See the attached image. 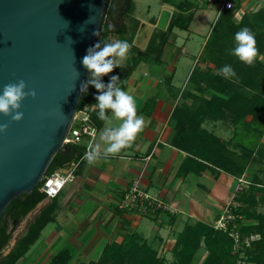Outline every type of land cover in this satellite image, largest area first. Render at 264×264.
Wrapping results in <instances>:
<instances>
[{
    "label": "crops",
    "instance_id": "crops-1",
    "mask_svg": "<svg viewBox=\"0 0 264 264\" xmlns=\"http://www.w3.org/2000/svg\"><path fill=\"white\" fill-rule=\"evenodd\" d=\"M188 14L193 20L191 10L185 13ZM136 20L139 27L132 46L144 51L157 22L153 28ZM174 30L179 29L172 30L159 62H140L123 90L112 98H100L97 104L87 105L97 128L93 155H85L86 138L75 144L81 152L55 170L73 169L74 181L56 198H45L25 222L15 224L14 231L17 229L21 235L12 249L31 224L39 223L37 240L16 264H53L62 252L69 257L64 264L96 263L107 247L120 244L130 234L138 235L170 263L172 249L184 227L195 223L213 227L229 207L234 215L241 217L237 210L242 205L236 198L249 187L264 188V161L249 164L245 173L235 178L193 156L198 153L174 146L182 112L189 113L191 123L199 122V131L223 142H233V128L228 122L195 117L200 107L186 95V92L199 93L191 88V75L197 69L204 71L213 66L204 62L201 55L196 59L188 57L189 42L182 46L180 56H176V50L169 48L174 43ZM118 44L122 46L119 41ZM121 60L110 63L108 69L122 67ZM240 180L247 182V186L240 184ZM134 183L170 210L146 214L121 212L118 205ZM258 205L257 214L264 215V205ZM242 224L253 226L257 221L245 219ZM253 237L258 235L248 238Z\"/></svg>",
    "mask_w": 264,
    "mask_h": 264
},
{
    "label": "trees",
    "instance_id": "trees-1",
    "mask_svg": "<svg viewBox=\"0 0 264 264\" xmlns=\"http://www.w3.org/2000/svg\"><path fill=\"white\" fill-rule=\"evenodd\" d=\"M176 9L178 15L171 16L165 31L157 29L154 31L144 51L132 46L139 27V22L133 18L132 0L127 1L126 9L120 13V23L108 25L107 20L105 21L91 69V77L80 101L79 109L97 104L100 98H112L118 91L123 90L130 74L140 62L160 61L172 30L187 31L192 22V15H185L190 11L186 3L180 4ZM233 12L234 10L224 11L220 14L200 54L204 62L212 64V72H202L197 69L190 78L191 84L200 79L213 91L209 100H203L198 96L192 100L194 105L196 101L202 104V107L196 110L195 117L199 120L228 122L233 128V142L231 140L223 142L204 131H199V122L191 123L189 113L182 112L181 120L177 123L178 138L173 144L176 148L198 153L193 156L201 158L235 178H240L249 164H261L264 161V142L262 141L264 137V75L262 76L259 72V65L253 69L247 62L238 59L239 47L249 41L254 27L249 31L235 26L231 21ZM259 14L263 17L261 26L264 28V13ZM254 26L258 27L257 20ZM242 30H246V33L242 34ZM111 37H115L130 51L124 67L112 66L106 72L104 69ZM255 39L258 40L254 43L255 52L263 54L264 41L258 36ZM191 129L195 131L193 134ZM68 147L66 156L60 154L55 156L45 176H49L69 162L73 155L81 152L77 146L68 145ZM255 182H258L257 178ZM40 187L41 185L29 195H22L15 199L8 207L4 218L11 215L13 221L20 223L46 198L39 191ZM257 193L260 196H256ZM236 200L242 205V209L237 212L246 220L257 221V224L253 226L241 225L240 234L244 237L259 236L258 240L252 241L242 252L234 247V241L228 233L215 230L203 223H195L184 227L178 235L172 249L173 260L170 263H167L164 257H160L157 251L138 235L130 234L126 235L120 244L107 247L98 261L91 264H192L195 253L201 247L207 251L203 264H236L242 253L249 264H264V215L256 212L258 204L264 205V188L249 187ZM38 231L39 223L31 224L13 249L3 256V251L8 248L11 241L4 219L0 224V264H16L37 240ZM68 258L67 253L62 252L54 258L53 264H64Z\"/></svg>",
    "mask_w": 264,
    "mask_h": 264
},
{
    "label": "water",
    "instance_id": "water-1",
    "mask_svg": "<svg viewBox=\"0 0 264 264\" xmlns=\"http://www.w3.org/2000/svg\"><path fill=\"white\" fill-rule=\"evenodd\" d=\"M125 0H122V4ZM116 0H0V224L42 184L64 144ZM171 13L156 23L166 30ZM5 249L3 253H6Z\"/></svg>",
    "mask_w": 264,
    "mask_h": 264
},
{
    "label": "rangeland",
    "instance_id": "rangeland-1",
    "mask_svg": "<svg viewBox=\"0 0 264 264\" xmlns=\"http://www.w3.org/2000/svg\"><path fill=\"white\" fill-rule=\"evenodd\" d=\"M134 3V13L133 18L138 19L139 21L146 22L147 24H150L153 28L155 25H153L155 22H157L160 13L162 10L169 11L171 13V16L178 15V11L176 9L177 6H179L182 3H186L188 5L189 9L191 10V13L193 14V20L190 24L188 31H180V30H174V43L172 45H169L170 49L176 50V56H180V51L182 46L189 42L191 49L187 50L188 57L193 56L195 59L200 56L202 46L205 42L206 37L210 32L212 31V28L214 27L215 23L219 19V12L217 9V5L214 3L211 5V3L208 0H132ZM235 2V8L233 12L232 22L235 24V26L243 27L244 29H250L254 27V30L252 32V35L249 37V41L244 43L239 47V57L240 61L247 62L251 68H255L256 65H259L260 68L259 72L262 73V76L264 75V53L258 54L255 52V41L258 42L255 38L258 36L262 41H264V28L261 26L263 17L259 13H264V0H234ZM240 2V3H239ZM262 5V6H261ZM257 17V18H255ZM107 24L108 25H114L117 23H120L119 17L115 16L114 14L110 13L108 16ZM257 20L258 27L256 28L254 25ZM151 27V29H153ZM246 30H242L241 33L245 34ZM117 40L115 37L110 38V48L109 52L106 57V72L109 70L110 63H113V61H117L123 58L119 63L120 65H123L124 67L126 63V59L129 55V51H127L126 48L122 47L121 45H117ZM115 45V46H113ZM118 46V47H116ZM181 58V57H180ZM192 58V57H190ZM186 59V58H185ZM189 59V58H188ZM192 60V59H191ZM256 63V64H255ZM148 71H150V66L147 67ZM252 69V70H253ZM213 68L206 69L202 72H212ZM94 79V78H93ZM203 79V78H201ZM203 80H200L198 82L192 83L193 89H199L198 94H191L186 92L187 98L192 101L194 98L201 97L203 100H209L210 97L213 94V91L210 88L206 87L205 83H202ZM185 96V95H184ZM196 96V97H195ZM193 102V101H192ZM200 108L202 104L199 101H196L195 103ZM247 186V185H246ZM245 197V196H244ZM242 208H240L241 210ZM239 215L240 220L236 219L234 222L238 225V229L240 230L243 220H245L244 216H242L240 213ZM29 215L25 217L22 222L26 221L28 219ZM238 221V223H237ZM21 222V223H22ZM216 230V229H215ZM219 231V230H218ZM240 233V232H239ZM21 235V232H19L17 229L12 233L11 235V241L9 242L8 248L6 250V253L9 252L12 249L13 243L16 241V239ZM241 235V234H240ZM242 245L237 246L238 249L244 251L247 247H249V244L252 241L258 240V237H253L254 240H250L248 237L242 236ZM235 245V244H234ZM234 246V247H236ZM236 247V248H237ZM243 248V249H242ZM3 256H5V252L3 253ZM163 255L160 254V257ZM207 257V251L204 247H201L194 256V260L192 264H203L204 260ZM173 260V258H171ZM236 264H249L247 262L246 257L242 253L240 257H238V260Z\"/></svg>",
    "mask_w": 264,
    "mask_h": 264
},
{
    "label": "built area",
    "instance_id": "built-area-1",
    "mask_svg": "<svg viewBox=\"0 0 264 264\" xmlns=\"http://www.w3.org/2000/svg\"><path fill=\"white\" fill-rule=\"evenodd\" d=\"M211 5L216 4L219 14L224 11H231L235 8L234 0H208ZM97 137V128L91 119V112L89 106H84L78 109L76 112L73 123L70 127L69 133L64 141L66 145H75L81 141V139L86 138L88 145L85 148V155H93L92 143ZM75 179L73 169L70 171H55L49 176H45L40 192L45 195L48 199L56 198L64 187L73 182ZM242 185H247V182L239 181ZM118 209L121 212H135L139 214H146L148 211H158V210H170L168 207L150 197L147 193L141 190L138 183H134L129 191L121 199ZM240 219L232 212V208H227L223 215L215 222L213 225L214 229L226 232L233 239L235 246H241L242 239L238 225L235 224V220ZM253 240V238H250ZM236 246V247H237ZM239 248V247H237Z\"/></svg>",
    "mask_w": 264,
    "mask_h": 264
},
{
    "label": "flooded vegetation",
    "instance_id": "flooded-vegetation-1",
    "mask_svg": "<svg viewBox=\"0 0 264 264\" xmlns=\"http://www.w3.org/2000/svg\"><path fill=\"white\" fill-rule=\"evenodd\" d=\"M127 1L125 0V2L122 4V0H116V3L113 7L110 6L109 10H108V15H110V13L114 14L115 16L119 17L120 13H122V11H124L126 9V5H127ZM113 2V0H111V3ZM10 219L11 215H9Z\"/></svg>",
    "mask_w": 264,
    "mask_h": 264
}]
</instances>
